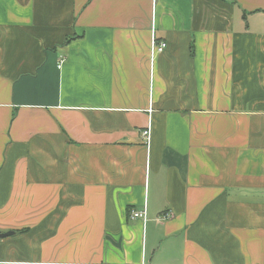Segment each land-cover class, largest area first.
<instances>
[{
  "label": "crops",
  "instance_id": "0c3cea01",
  "mask_svg": "<svg viewBox=\"0 0 264 264\" xmlns=\"http://www.w3.org/2000/svg\"><path fill=\"white\" fill-rule=\"evenodd\" d=\"M0 232V264H264V0H0Z\"/></svg>",
  "mask_w": 264,
  "mask_h": 264
},
{
  "label": "built area",
  "instance_id": "2783aa9c",
  "mask_svg": "<svg viewBox=\"0 0 264 264\" xmlns=\"http://www.w3.org/2000/svg\"><path fill=\"white\" fill-rule=\"evenodd\" d=\"M166 48V44L165 43H156L154 40L151 44V54L152 56L155 54H161L164 49ZM63 62V59L60 60V64L58 66V68L61 67V64ZM142 136L145 139V141L148 143L149 142V138H150V130L149 128L145 131L142 132ZM129 219L133 220H142L145 221L146 220V210L145 208H143L142 210H132L129 215H128Z\"/></svg>",
  "mask_w": 264,
  "mask_h": 264
},
{
  "label": "water",
  "instance_id": "95a60500",
  "mask_svg": "<svg viewBox=\"0 0 264 264\" xmlns=\"http://www.w3.org/2000/svg\"><path fill=\"white\" fill-rule=\"evenodd\" d=\"M14 235V232H6V233H1L0 232V240L4 239V238H7V237H10Z\"/></svg>",
  "mask_w": 264,
  "mask_h": 264
}]
</instances>
